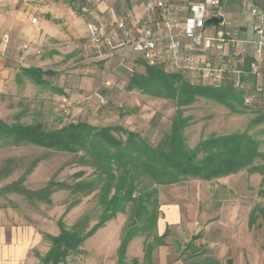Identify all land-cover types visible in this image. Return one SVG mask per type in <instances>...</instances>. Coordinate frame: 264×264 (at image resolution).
Listing matches in <instances>:
<instances>
[{
  "label": "trees",
  "instance_id": "1",
  "mask_svg": "<svg viewBox=\"0 0 264 264\" xmlns=\"http://www.w3.org/2000/svg\"><path fill=\"white\" fill-rule=\"evenodd\" d=\"M63 2L78 15H83V8L89 6L86 0ZM141 62L144 71H133L125 90H138L143 95L170 101L175 108L170 130L157 145L150 143L142 132L121 125L100 126L76 121L59 128H47L41 121L23 122L24 112L16 114L11 123L0 117V149L30 146L68 153L76 156L74 164L81 168L74 173L71 182L50 180L44 188L30 191L22 183L42 160L38 158L17 181L1 188L0 193H19L32 201L52 206V195L65 190L67 196L72 197L65 214L83 203L84 199L95 198L101 209L94 224L89 212H83L72 224L60 218L59 234H44L50 247L45 255H39L40 264H61L72 255L83 254L84 242L118 214H124L126 221L121 231L117 264H126L128 245L137 236L145 237V261H150L153 250L165 245L168 235L160 236L156 231L160 212L159 192L164 185L192 179L213 181L246 170L249 174L262 175L258 196L264 200V152L259 138L262 131L212 135L200 140L194 147L189 145L186 135V129L192 123L191 117L185 114L186 108L200 99H207L227 107L232 113L242 114L248 106L244 104V89L236 86L232 78H225L219 84L208 83L201 79L191 80L185 72L164 64ZM251 63L252 59L248 57L247 75L242 76L241 81L255 85L257 79L251 73ZM56 74L41 67H21L15 81L18 86H23L26 80H30L44 91L65 94L63 86L54 84L46 77ZM127 111L134 112L135 109ZM87 169L89 172H86ZM248 226L264 227V202L251 209ZM186 248L193 249V242ZM200 255L194 253L190 258ZM132 263L138 264V261L133 259ZM187 264L222 263L205 257ZM229 264H232L231 259Z\"/></svg>",
  "mask_w": 264,
  "mask_h": 264
},
{
  "label": "rangeland",
  "instance_id": "2",
  "mask_svg": "<svg viewBox=\"0 0 264 264\" xmlns=\"http://www.w3.org/2000/svg\"><path fill=\"white\" fill-rule=\"evenodd\" d=\"M148 1L109 0L111 3L109 8L112 10H107L100 17H94L91 14L87 17L88 19L91 17L94 21L104 22L124 18L129 23L135 24L138 29L148 22L149 14L145 9ZM176 1L169 0L172 4ZM193 1L195 0H179V3L183 4L182 10L177 15L178 18L181 17L179 18L181 22L189 11L190 2ZM94 3V1L89 2L92 7ZM108 11H111L110 14ZM33 20L32 22L35 23ZM70 26L84 34L87 24L82 16H78ZM87 39L90 42L91 38ZM105 54L106 51H103L102 55L98 54L91 42L89 46L79 43L78 47L72 50L65 47V77L61 73V62L49 65L60 71L58 75L49 77L57 84L65 83L66 101L63 102L64 97L55 98L50 92L39 90V88L31 89L28 95H24L25 90L22 88L15 94L7 95L8 109L2 110L0 117L11 123L16 114L24 112L23 122L41 121L47 128H59L76 121H86L100 126L121 125L142 132L153 145L159 144L170 130L171 118L175 110L172 102L143 95L138 90L132 93L125 90L129 76L133 71H137V68L131 66L132 60L129 56L125 60V65L130 69L118 63L117 55L105 56ZM137 62L141 65L140 61ZM185 75L191 80H200L192 75L191 77ZM259 102L247 106L244 113L236 114L217 102L200 99L185 111V114L192 119L191 125L186 129L189 145L194 147L200 140L212 135L245 130H249L250 133L262 131L259 138L262 141L261 150L264 152V103ZM130 107L136 109L133 114L126 112ZM75 157L68 153H55L30 146L1 148L0 189L17 181L38 158L42 160L27 175L22 183L23 187L34 191L44 188L50 180L71 182L74 173L81 169L74 164ZM86 172L89 170L87 169ZM244 172L249 175L246 170ZM247 174H244L245 177ZM248 175L245 180L239 181V179L231 182L232 190L223 184L219 186L221 183L217 179L214 180L205 190L206 195L203 197L202 205L212 213L218 210L221 201L226 203L236 201L237 207L224 209L225 220L234 217L235 222L229 225L219 222L216 228L211 229L210 234L221 233L222 227L229 230L228 245L231 247L229 256L234 264H264V227L249 228L247 225L251 209L256 204L264 202L258 196L262 175L260 174L258 179H251ZM52 198L54 206H49L36 200L32 201L23 194L4 195L0 193V220L5 215L7 225H9L17 215L23 222L37 224L41 217H46L51 213L55 221L53 225L59 227L60 218L72 224L83 212L90 213L94 219L92 224H94L101 212L95 198L84 199L83 203L66 214L65 208L72 197L67 196L65 190H61L55 192ZM51 207H53L52 211ZM91 247H94L93 240L89 245V248ZM83 251V254L68 257L65 264H80L88 254L86 250L83 249Z\"/></svg>",
  "mask_w": 264,
  "mask_h": 264
},
{
  "label": "crops",
  "instance_id": "3",
  "mask_svg": "<svg viewBox=\"0 0 264 264\" xmlns=\"http://www.w3.org/2000/svg\"><path fill=\"white\" fill-rule=\"evenodd\" d=\"M86 1L88 3L94 1L95 3L93 7L89 4L88 8H83V15H78L63 0H0V112L8 109L6 99L9 93L15 94L22 87L25 90L24 95H28L29 91L34 88L44 91L30 80H26L23 86L17 85L15 78L21 67H41L44 70L55 71L56 75H58L60 73L59 69L49 67V65L61 62V73L65 77V47L72 50L78 47L79 43L86 46L90 45L91 40L90 42L87 41V38H91L88 23L95 21L91 17L88 19L87 15L91 14L94 17H100L107 10H112V8H109V5H111L109 0ZM167 1L169 2V0ZM241 1L221 0L219 11L227 20L232 22L234 27L239 29V37L243 41L242 46H246L250 54L246 56L236 54L229 44L226 45L223 53L211 50L207 54L216 65H225L227 67L225 78L235 79L237 71H241V75L246 76V69L248 68L246 59L250 57L254 61L259 58L255 52L256 47L246 42L255 38V27L259 23V19L242 13L240 9ZM255 1L264 11V0ZM170 3L168 4L171 17L181 21L179 19L181 17L178 18L177 15L182 10L183 4H180L179 0L173 4ZM110 12L108 11L109 14ZM148 14V22L155 24L159 28L161 17L158 16L160 18L159 21H157L158 19L155 21V19H152L153 14L151 12ZM78 16H82L87 24L84 34L79 33L70 26ZM34 18L36 19L35 23L32 22ZM55 20H60L61 22L57 23ZM114 20L105 22L108 30L112 28ZM219 28L220 25L218 24H208L206 32L209 35H215ZM160 34L163 38L159 42L157 54L152 60L157 64H164L167 67L174 68L172 66L173 52L169 48L170 38L167 37L168 32L160 31ZM175 39L181 43V52L183 54L188 53L187 40L180 36L176 30ZM103 51H106L105 56L117 55L119 58L118 63L120 64L121 50H110L104 47ZM129 58L132 60L131 66H135L139 72L144 71L141 61L144 60L152 64L150 63V58L148 59L141 53L131 52L129 53ZM137 61H140L141 65ZM259 65L264 73V48L262 49ZM185 73L191 77L189 72L186 71ZM46 77L50 79L54 76ZM50 80L54 84L56 83L53 79ZM248 84L252 86L251 82H248ZM59 85L63 86L65 91V83ZM128 92L132 93L136 92V90ZM53 95L55 98H65V94ZM259 103H264V95ZM126 112L127 114H133L135 111L128 112L126 110ZM244 174L247 173L242 171L238 174L219 178L217 181L221 183H219V186L223 184V186H227L232 190L231 182L239 179V181L241 179L245 180L248 174L246 177ZM248 176L251 179H258L261 175L255 173ZM190 182L188 184L182 182L160 187V212L156 231L160 236L168 234L166 244L156 247L153 250L150 261H145V237L137 236L128 245L125 256L126 264H133V259H136L138 264H187L198 258L205 257H212L219 260L222 264H229V259H231L232 264H234L233 259L229 256L231 248L228 245L229 230H225L222 227L221 233L217 235L215 233L211 235L210 231L216 228L219 222L227 225L235 222L234 217L225 220L224 209L226 207H237L236 201L227 203L221 201L218 210L211 213L203 208L202 202L203 197L206 195L205 190L209 188L214 180L196 179ZM52 209L53 207H51V211ZM4 216L0 220V264H40L39 255H45L50 247V243L44 238V234L57 235L60 232L59 227L53 225L55 222L52 219L53 215L50 213L46 217H41L37 224H32L28 221L23 222L21 217L15 215L9 225H7L6 217ZM125 221L126 216L118 214L93 236L89 237L83 247L88 254L80 264H117V251ZM92 240L94 241V247L89 248ZM191 242H193L194 248L187 249L186 246ZM193 250H196L195 254L201 253V255L194 259L190 258L194 254Z\"/></svg>",
  "mask_w": 264,
  "mask_h": 264
},
{
  "label": "built area",
  "instance_id": "4",
  "mask_svg": "<svg viewBox=\"0 0 264 264\" xmlns=\"http://www.w3.org/2000/svg\"><path fill=\"white\" fill-rule=\"evenodd\" d=\"M221 0H198L190 3L189 11L183 22L172 18L167 0H149L146 4V11L153 14V20L159 21L160 27L153 23L136 27L127 19L118 18L112 22V28L104 21H95L88 23V29L91 37V45L102 55L103 48L110 50H121L122 56L120 64L125 65V60L129 53H141L154 64L153 57L157 54L159 42L163 38L160 31H167V37L170 38V50L173 52L172 66L183 72H189L194 77L208 83H221L225 79L227 67L218 66L208 57V52L215 50L219 53L225 51L229 44L234 53L249 55L250 51L246 46H242V40L239 37V29L234 27L230 20H227L219 11ZM241 12L259 19L255 27V38L252 41H246L256 47L258 59L251 63V73L256 75L255 85H249L248 82L241 81V71H237L235 78L236 86L244 89V104L251 106L259 102L264 95V73L262 72L259 60L264 48V11L259 7L255 0H242L240 5ZM223 17L218 23L220 28L215 35H209L206 27L208 20L213 17ZM36 22V19L33 20ZM213 24V23H212ZM155 25V26H154ZM160 30V31H159ZM175 30L187 40L188 53L181 52V43L175 39ZM229 63V62H228ZM130 69L129 67H127ZM63 102L66 98L62 99Z\"/></svg>",
  "mask_w": 264,
  "mask_h": 264
},
{
  "label": "water",
  "instance_id": "5",
  "mask_svg": "<svg viewBox=\"0 0 264 264\" xmlns=\"http://www.w3.org/2000/svg\"><path fill=\"white\" fill-rule=\"evenodd\" d=\"M222 20H223V17H222V16H220V17H213V18H211V19L208 20V23H209V24H211V23H213V24H218V23H220Z\"/></svg>",
  "mask_w": 264,
  "mask_h": 264
}]
</instances>
